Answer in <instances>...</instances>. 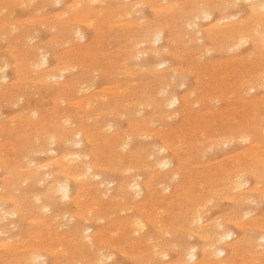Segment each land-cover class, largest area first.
I'll return each instance as SVG.
<instances>
[{
    "label": "rangeland",
    "instance_id": "374dc122",
    "mask_svg": "<svg viewBox=\"0 0 264 264\" xmlns=\"http://www.w3.org/2000/svg\"><path fill=\"white\" fill-rule=\"evenodd\" d=\"M30 1L0 0V264H25L32 253L40 255L38 264H264V0L261 7L254 5L258 0ZM230 25L247 44L230 46L224 36ZM157 30L163 36L155 43ZM44 58L48 65L41 64ZM173 97L179 99L175 106L168 103ZM157 159L170 166L159 167ZM134 180L140 196L128 188ZM64 184L69 199L58 189ZM224 233L231 239H222ZM86 234L93 236V248ZM82 237L84 245L77 241Z\"/></svg>",
    "mask_w": 264,
    "mask_h": 264
},
{
    "label": "bare ground",
    "instance_id": "6f19581e",
    "mask_svg": "<svg viewBox=\"0 0 264 264\" xmlns=\"http://www.w3.org/2000/svg\"><path fill=\"white\" fill-rule=\"evenodd\" d=\"M31 1H32V0H31ZM31 1H30V2H31ZM85 1H86V0H85ZM92 1H94V0H92ZM100 1H101V0H100ZM109 1H110V0H109ZM117 1H118V0H117ZM143 1H145V0H143ZM149 1H150V0H149ZM162 1H165V0H162ZM227 1H228V0H227ZM237 1H238V0H237ZM237 1H236V2H237ZM245 1H246V0H245ZM250 1H251V0H250ZM155 2H156V1H155ZM157 2H158V1H157ZM192 2H193V1H192ZM246 2H247V1H246ZM45 3H46V2H45ZM74 3H75V2H74ZM95 3H96V0H95ZM97 3H98V2H97ZM186 3H187V2H186ZM199 3H200V2H199ZM213 3H214V2H213ZM260 3H262V1H261V0H258L257 2H255L254 5H257V4H260ZM6 4H7V3H6ZM58 4H59V3H58ZM72 4H73V3H72ZM81 4H82V3H80V5H81ZM98 4H99V3H98ZM132 4H133V3H132ZM191 4H192V3H191ZM235 4L237 5V3H235ZM87 5H88V1H87ZM124 5H125V4H124ZM128 5H129V4H128ZM146 5H147V4H146ZM185 5H186V4H185ZM229 5H230V4H229ZM11 6H12V5H11ZM130 6H131V5H130ZM166 6H167V5H166ZM170 6H171V5H170ZM198 6H199V4H198ZM27 7H28V5H27ZM74 7H75V9H76V4L74 5ZM74 7H73V8H74ZM124 7L126 8V6H124ZM132 7H133V6H132ZM150 7H151V6H150ZM158 7H159V6H158ZM163 7H164V6H163ZM182 7H183V6H182ZM255 7H256V6H255ZM260 7H261V4H260ZM263 7H264V6H263V4H262V8H263ZM1 8H2V7H1ZM23 8H24V7H23ZM28 8H29V7H28ZM46 8H47V7H46ZM46 8H45V9H46ZM69 8H70V7H69ZM84 8H85V7H84ZM86 8H87V6H86ZM128 8H129V7H128ZM230 8H231V7H230ZM258 8H259V6H258ZM262 8H260V9H262ZM37 9H38V8H37ZM71 9H72V8H71ZM98 9H99V8H98ZM172 9H173V8H172ZM216 9L219 10V8H216ZM255 9H256V8H255ZM42 10H44V9H42ZM72 10H73V9H72ZM77 10H78V9H77ZM79 10H80V9H79ZM132 10H133V9H132ZM136 10H137V9H136ZM140 10H141V9H140ZM149 10H150V8H149ZM152 10H153V9H152ZM155 10H156V9H155ZM179 10H180V9H179ZM262 10H264V9H262ZM1 11H2V10H1ZM15 11H16V10H15ZM137 11H138V10H137ZM160 11H161V10H160ZM193 11H194V10H193ZM202 11H203V10H202ZM75 12H76V10H75ZM97 12H98V11H97ZM123 12H124V11H123ZM125 12H127V11H125ZM168 12H169V11H168ZM197 12H198V11H197ZM200 12H201V10H200ZM258 12H259V10H258ZM263 12H264V11H263ZM71 13H72V12H71ZM71 13H69V15H70ZM95 13H96V12H95ZM100 13H101V12H100ZM118 13L120 14V11H119ZM130 13H132V12H130ZM133 13H134V12H133ZM138 13H139V12H138ZM179 13H180V12H179ZM193 13H194V12H193ZM204 13H205V12H204ZM204 13H203V14H204ZM65 14H66V11H65ZM88 14H89V13H88ZM125 14H126V13H125ZM203 14H202V16H203ZM56 15H57V14H56ZM61 15H62V14H61ZM91 15H92V14H91ZM95 15H96V14H95ZM95 15H94V16H95ZM192 15H193V14H192ZM192 15H191V16H192ZM194 15H195V14H194ZM260 15H261V14H260ZM67 16H68V15H67ZM73 16H74V15H73ZM112 16H113V15H112ZM210 16H211V15L208 14L207 12H206L205 15H204V17H206V19L209 18ZM228 16H229V15H228ZM255 16H256V15H255ZM49 17H50V15H49ZM59 17H60V16H59ZM89 17H90V16H89ZM106 17H107V16H106ZM118 17H119V16H118ZM120 17H121V16H120ZM127 17H128V16H127ZM258 17H259V16H258ZM61 18H62V17H61ZM87 18H88V16H87ZM124 18H125V16H124ZM193 18H194V17H193ZM235 18H236V17H235ZM235 18H234V19H235ZM256 18H257V17H256ZM256 18H255V19H256ZM259 18H260V17H259ZM74 19H75V18H74ZM113 19H114V17H113ZM120 19H121V18H120ZM227 19H228V18H227ZM30 20H31V19H30ZM56 20L58 21V19H56ZM86 20H87V19H86ZM91 20H92V19H91ZM110 20H111V19H110ZM195 20H196V18H195ZM252 20H253V18H252ZM28 21H29V20H28ZM28 21H27V22H28ZM201 21H202V20H201ZM203 21H204V20H203ZM240 21H241V20H240ZM249 21H250V20H249ZM16 22H17V21H16ZM16 22H15V23H16ZM25 22H26V21H25ZM46 22H47V21H46ZM55 22H56V21H55ZM139 22H140V21H139ZM165 22H166V21H165ZM175 22H176V21H175ZM215 22H218V21H215ZM220 22H221V21H220ZM241 22H242V21H241ZM263 22H264V21H263ZM21 23H22V22H21ZM62 23H64V22H62ZM132 23H133V22H132ZM135 23H136V22H135ZM196 23H197V22H196ZM218 23H219V22H218ZM252 23H253V22H252ZM13 24H14V22H13ZM16 24H17V23H16ZM89 24H91V23H89ZM105 24H106V23H105ZM109 24H111V23H109ZM115 24H116V23H115ZM213 24H214V23H213ZM231 24H232V23H231ZM237 24H238V23H237ZM237 24H235V25H237ZM242 24H243V23H242ZM253 24H254V23H253ZM256 24H258V23H256ZM256 24H255V25H256ZM14 25H15V24H14ZM61 25H63V24H61ZM69 25H70V24H69ZM99 25H100V24H99ZM101 25H102V24H101ZM111 25H112V24H111ZM166 25H167V24H166ZM194 25H196V24H194ZM220 25H221V24H220ZM251 25H252V24H251ZM259 25H260V24H259ZM20 26H21V25H20ZM44 26H45V25H44ZM49 26H50V25H49ZM59 26H60V25H59ZM71 26H72V24H71ZM97 26H98V24H97ZM107 26H108V25H107ZM122 26H123V25H122ZM167 26H168V25H167ZM230 26H231V25H230ZM232 26H233V25H232ZM232 26H231V27H232ZM238 26L243 27V26H241L240 24H239ZM245 26H246V24H245ZM260 26H261V25H260ZM42 27H43V26H42ZM86 27H87V26H86ZM130 27H131V26H130ZM187 27H188V26H187ZM231 27L228 26V28L226 29V32H225L226 34H224V36L227 35V36H229V37L231 38L230 40L232 41V43H231V45H230V44H229V45H230L231 47L236 48L237 46L239 47V45H241V44H242V45L247 44V43H246V42L248 41L247 38H246L245 36H244L245 38L242 37L241 34L238 33V32L235 30L236 28L233 29V27H235V26H233L232 28H231ZM236 27H237V26H236ZM258 27H259V26H258ZM13 28H14V27H13ZM133 28H134V27H133ZM149 28L151 29V27H149ZM149 28H148V29H149ZM170 28H171V27H170ZM189 28H190V27H189ZM194 28H195V27H194ZM238 28H239V27H238ZM249 28H250V27H249ZM2 29H3V28H2ZM57 29H58V28H57ZM77 29H78V28H77ZM153 29H154V27H153ZM155 29H157V28H155ZM184 29H185V28H184ZM242 29H243V28H242ZM7 30H8V29H7ZM10 30H11V29H10ZM13 30H14V29H13ZM191 30H192V29H191ZM191 30H190V31H191ZM247 30H248V29H247ZM254 30H255V29H254ZM2 31H3V30H2ZM103 31H104V30H103ZM110 31H111V30H110ZM190 31H189V32H190ZM261 31H262V30H261ZM4 32H5V31H4ZM6 32H7V31H6ZM16 32H17V31H16ZM49 32H50V31H49ZM7 33H8V32H7ZM11 33H12V32H11ZM11 33H10V34H11ZM31 33H32V32H31ZM39 33H40V32H39ZM101 33H102V32H101ZM193 33H194V31H193ZM207 33H208V32H207ZM237 33H238V34H237ZM245 33H246V32H245ZM249 33H250V32H249ZM253 33H254V32H253ZM255 33H256V32H255ZM75 34H77L76 36H80V37H81V34H82V33H81L80 31L77 30V31H75ZM175 34H176V33H175ZM177 34H178V33H177ZM236 34H237V35H236ZM242 34H243V33H242ZM247 34H248V33H247ZM235 35H236V36H235ZM256 35H257V33H256ZM260 35H261V34H260ZM148 36L150 37V35H148V33H144V37H148ZM154 36L157 37V38L154 39V42L156 43V41L158 40V38H160V37L163 36V34H162V30H157V31L155 32V35H154ZM183 36H184V35H183ZM186 36H187V35H186ZM239 36H240V37H239ZM249 36H250V35H249ZM1 37H2V36H1ZM7 37H8V35H7ZM28 37H29V36H28ZM82 37L84 38V36H82ZM255 37H256V36H255ZM75 38H76V37H75ZM109 38H110V37H109ZM150 38H152V37H150ZM257 38H258L257 40H259V37H257ZM260 38H261V37H260ZM22 39H23V38H22ZM26 39H27V38H26ZM28 39H29V38H28ZM36 39H37V38H36ZM99 39H100V38H99ZM106 39H107V38H106ZM146 39H147V38H146ZM181 39H182V38H181ZM79 40H81V39H79ZM140 40H141V39H140ZM148 40H149V39H148ZM188 40H189V39H188ZM195 40H196V39H195ZM200 40H201V39H200ZM211 40H212V39H211ZM227 40H228V39H227ZM249 40H250V38H249ZM262 40H263V39H262ZM33 41H34V40H33ZM76 41H78V40H76ZM149 41H150V40H149ZM152 41H153V40H152ZM176 41H177V40H176ZM250 41H251V40H250ZM254 41H255V40H254ZM254 41H253V42H254ZM260 41H261V40H260ZM263 41H264V40H263ZM26 42H28V41H26ZM142 42H144L143 44H145V43H147L148 41H147V40H145V41L142 40ZM142 42H141V43H142ZM201 42H202V41H201ZM216 42H217V41H216ZM225 42H226V41H225ZM227 42H228V41H227ZM256 42H257V41H256ZM28 43H29V42H28ZM62 43H63V42H62ZM139 43H140V42H139ZM155 43H154V44H155ZM173 43H174V42H173ZM178 43H179V42H178ZM63 44H64V43H63ZM66 44H67V43H66ZM49 45H50V44H49ZM133 45H134V44H133ZM171 45H172V43H171ZM30 46H31V45H30ZM51 46H52V45H51ZM78 46H79V45H78ZM91 46H92V45H91ZM138 46H139V45H138ZM150 46H151V45H150ZM154 46H155V45H154ZM22 47H23V46H22ZM126 47H127V46H126ZM238 47H237V48H238ZM54 48H56V47L54 46ZM78 48H79V47H78ZM82 48H83V47H82ZM138 48H139V47H138ZM183 48H184V47H183ZM208 48H209V47H207V49H208ZM261 48H262V47H261ZM263 48H264V47H263ZM57 49H58V48H57ZM146 49H147V48H146ZM196 49H197V48H196ZM212 49H213V48H212ZM255 49H257V48H255ZM258 49H259V48H258ZM41 50H42V49H41ZM74 50H75V49H74ZM158 50H159V49H158ZM233 50H234V49H233ZM261 50H262V49H261ZM137 51H138V50H137ZM206 51H207V50H206ZM212 51H213V50H212ZM217 51H219V50L217 49ZM257 51H258V50H257ZM19 52H20V51H19ZM144 52H145V51H144ZM207 52H208V51H207ZM209 52H210V51H209ZM222 52H223V51H222ZM227 52H228V51H227ZM107 53H108V52H107ZM151 53H152V52H151ZM153 53H154V52H153ZM161 53H162V52H161ZM172 53H173V51H172ZM42 54H43V53H42ZM81 54H82V53H81ZM132 54H133V53H132ZM136 54H137V53H136ZM136 54H133V55L136 56ZM248 54H249V53H248ZM8 55H9V54H8ZM172 55H173V54H172ZM176 55H177V54H176ZM204 55H205V53H204ZM208 55H209V54H208ZM40 56H41V55H40ZM43 56H44V55H43ZM201 56H202V55H201ZM242 56H243V55H242ZM246 56H248V55H246ZM41 57H42V56H41ZM41 57H40V59H43V58H41ZM99 57H100V56H99ZM132 57H133V56H132ZM132 57H131V59H132ZM141 57H142V56H141ZM198 57H199V56H198ZM254 57H255V56H254ZM257 57H258V56H257ZM19 58H20V57H19ZM57 58H58V57H57ZM61 58H62V57H61ZM108 58H109V57H108ZM177 58H178V57H177ZM207 58H208V56H207ZM244 58H245V57H244ZM251 58H252V57H251ZM251 58H250V59H251ZM261 58H262V57H261ZM0 59H1V58H0ZM232 59H233V58H232ZM126 60H127V59H126ZM128 60H129V59H128ZM133 60H134V59H133ZM196 60H197V59H196ZM199 60H200V59H199ZM206 60H207V59H206ZM241 60H242V59H241ZM247 60H248V59H247ZM263 60H264V59H263ZM31 61H32V60H31ZM41 61H42V63H41L42 65H48V63H47L48 60H46L45 58H44V60H41ZM59 61H60V60H59ZM161 61H162V60H161ZM103 62H104V61H103ZM125 62H126V61H125ZM201 62H202V60H201ZM207 62H208V61H207ZM225 62H226V61H225ZM261 62H262V61H261ZM31 63H32V62H31ZM25 64H26V63H25ZM27 64H28V63H27ZM33 64H34V62H33ZM55 64H56V63H55ZM73 64H74V63H73ZM75 64H76V63H75ZM122 64H123V63H122ZM124 64H125V63H124ZM6 65H7V64H6ZM20 65H21V64H20ZM22 65H23V64H22ZM29 65H32V64H29ZM34 65H36V64H34ZM59 65H60V64H59ZM62 65H63V64H62ZM70 65H72V64H70ZM79 65H80V64H79ZM107 65H108V64H107ZM117 65H118V64H117ZM161 65H163V64H161ZM161 65H159V66H161ZM164 65H165V64H164ZM166 65H167V64H166ZM37 66H38V65H37ZM37 66H36V67H37ZM63 66H64V65H63ZM73 66H74V65H73ZM209 66H210V65H209ZM239 66H240V65H239ZM243 66H244V65H243ZM33 67H34V66H33ZM38 67H39V66H38ZM60 67H61V66H60ZM161 67H162V66H161ZM228 67L230 68V65H229ZM262 67H263V66H262ZM7 68H8V67H7ZM39 68H40V67H39ZM39 68H36V69H39ZM47 68H48V67H47ZM47 68H46V69H47ZM53 68H54V67H53ZM63 68H66V67H63ZM103 68H104V67H103ZM256 68H257V67H256ZM3 69H4V68H3ZM20 69H21V68H20ZM22 69H23V68H22ZM34 69H35V68H34ZM43 69H44V68H43ZM43 69H41V70H43ZM46 69H45V70H46ZM133 69H134V68H133ZM137 69H138V68H137ZM152 69H153V68H152ZM159 69H160V67H159ZM171 69H172V68H171ZM181 69H182V68H181ZM234 69H235V68H234ZM5 70H6V68H5ZM32 70H33V69H32ZM51 70H52V69H51ZM53 70H54V69H53ZM97 70H98V69H97ZM123 70H124V69H123ZM148 70H149V69H148ZM165 70H166V69H165ZM192 70H194V69H192ZM198 70H199V69H198ZM201 70H203V69H201ZM258 70H259V69H258ZM57 71H58V69H57ZM70 71H71V70H70ZM146 71H147V70H146ZM157 71H158V70H157ZM170 71H171V70H170ZM246 71H247V70H246ZM16 72H17V71H16ZM33 72H34V70H33ZM36 72H37V71H36ZM94 72H95V71H94ZM175 72H176V71H175ZM197 72H198V71H196V73H197ZM57 73H58V72H57ZM64 73H65V72H64ZM102 73H103V72H102ZM106 73H108V72H106ZM110 73H111V72H110ZM123 73H124V72H123ZM128 73H129V72H128ZM128 73H127V74H128ZM179 73H180V71H179ZM182 73H183V72H182ZM190 73H191V72H190ZM95 74H96V73H95ZM114 74H115V73H114ZM172 74H173V73H172ZM19 75H20V74H19ZM32 75H33V74H32ZM48 75H49V74H48ZM48 75H46V76L49 77ZM55 75H56V74H55ZM55 75H54V76H55ZM59 75H60V74H59ZM129 75H130V74H129ZM155 75H156V74H155ZM202 75H203V74H202ZM227 75H228V74H227ZM227 75H226V76H227ZM250 75H251V74H250ZM261 75H262V74H261ZM90 76H91V75H90ZM95 76H96V75H95ZM122 76H123V75H122ZM132 76H133V75H132ZM158 76H159V75H158ZM220 76H222V75H220ZM248 76H249V75H248ZM47 77H46V78H47ZM91 77H92V76H91ZM108 77H109V76H108ZM129 77H131V76H129ZM161 77H162V76H161ZM172 77H173V76H172ZM202 77H203V76H202ZM222 77H223V76H222ZM232 77H233V76H232ZM262 77H263V76H262ZM0 78H2V77H0ZM6 78H7V77H6ZM51 78L53 79L54 77H51ZM89 78H90V77H89ZM92 78H93V77H92ZM165 78H166V77H165ZM165 78H164V79H165ZM175 78H176V77H175ZM242 78H243V77H242ZM246 78H247V77H246ZM36 79H37V78H36ZM40 79H41V78H40ZM57 79H58V78H57ZM59 79H60V78H59ZM166 79H167V78H166ZM178 79H179V78H178ZM217 79H218V78H217ZM263 79H264V78H263ZM0 80H1V79H0ZM200 80H201V79H200ZM245 80H246V79H245ZM245 80H244V81H245ZM248 80H249V79H248ZM159 81H161V78H160ZM183 81H184V80H183ZM48 82H49V81H48ZM131 82H132V80H131ZM165 82H166V80H165ZM173 82H174V81H173ZM18 83H19V82H18ZM68 83H69V82H68ZM133 83H134V82H133ZM141 83H142V82H141ZM169 83H171V82H169ZM181 83L183 84L184 82H181ZM237 83H238V82H237ZM31 84H32V83H31ZM56 84H57V83H56ZM90 84H91V83H90ZM130 84H131V83H130ZM160 84H161V83H160ZM162 84H163V83H162ZM178 84H179V83H177V85H178ZM247 84H248V83H247ZM249 84H250V83H249ZM260 84H261V83H260ZM262 84H263V83H262ZM45 85H46V84H45ZM78 85H79V84H78ZM80 85H81V83H80ZM83 85H84V84H83ZM128 85H129V84H128ZM128 85H127V86H128ZM132 85H133V84H132ZM138 85H139V84H138ZM152 85H153V83H152ZM251 85H252V84H251ZM254 85H255V84H254ZM36 86H37V85H36ZM118 86H119V85H118ZM118 86H117V87H118ZM133 86H134V85H133ZM136 86H137V85H136ZM159 86H160V85H159ZM240 86H241V85H240ZM24 87H25V86H24ZM34 87H35V86H34ZM38 87H39V86H38ZM107 87H108V86H107ZM138 87H139V86H138ZM152 87H153V86H152ZM165 87H166V86H165ZM233 87H234V85H233ZM249 87H250V86H249ZM252 87H253V86H252ZM254 87H255V86H254ZM32 88H33V87H32ZM78 88H79V87H78ZM81 88H82V87H81ZM92 88H93V87H92ZM126 88H127V87H126ZM129 88H130V87H129ZM136 88H137V87H136ZM146 88H147V87H146ZM157 88H158V86H157ZM175 88H176V87H175ZM235 88H236V87H235ZM245 88H246V87H245ZM259 88H260V86H259ZM73 89H74V88H73ZM124 89H125V88H124ZM131 89H132V88H131ZM159 89H160V88H159ZM196 89H197V88H196ZM201 89H202V88H201ZM252 89H253V88H250V91H251ZM83 90H84V89H83ZM120 90H121V89H120ZM125 90H126V89H125ZM160 90H161V89H160ZM160 90H159V91H160ZM52 91H53V90H52ZM92 91H93V90H92ZM100 91H101V90H100ZM116 91H117V90H116ZM122 91H123V90H122ZM139 91H140V90H139ZM164 91H165V90H164ZM245 91H246V90H245ZM252 91H254V90H252ZM33 92H34V91H33ZM33 92H32V93H33ZM75 92H77V91H75ZM80 92H81V91H80ZM86 92H87V91H86ZM154 92H155V91H154ZM154 92H153V94H154ZM236 92H237V91H236ZM246 92H247V91H246ZM82 93H84V92L82 91ZM99 93H100V92H99ZM115 93H116V92H115ZM162 93H163V92H162ZM165 93H166V92H165ZM170 93H172V92H170ZM34 94H35V93H34ZM127 94H128V93H127ZM159 94H161V93H159ZM159 94H158V96H160ZM172 94H173V93H172ZM204 94H205V93H204ZM233 94H234V92H233ZM242 94H243V93H242ZM1 95H2V94H1ZM23 95H24V94H23ZM32 95H33V94H32ZM49 95H50V94H49ZM132 95H133V94H132ZM189 95H190V94H189ZM191 95H192V94H191ZM191 95H190V96H191ZM7 96H8V95H7ZM110 96H111V95H110ZM125 96H126V95H125ZM125 96H124V97H125ZM170 96H171V94H170ZM197 96H198V95H197ZM226 96H227V95H226ZM229 96H230V95H229ZM246 96H247V94H246ZM104 97H105V96H104ZM171 97H172V96H171ZM185 97H186V96H185ZM187 97H188V96H187ZM125 98H126V97H125ZM202 98H203V97H202ZM210 98H211V97H210ZM19 99H21V98H19ZM105 99H106V98H105ZM105 99H104V100H105ZM119 99H120V98H119ZM208 99H209V98H208ZM224 99H225V98H224ZM240 99H241V98H240ZM261 99H262V98H261ZM16 100H17V99H16ZM90 100H91V99H90ZM90 100H89V101H90ZM123 100H124V99H123ZM192 100H194V99H192ZM202 100H203V99H202ZM229 100H230V99H229ZM229 100H228V101H229ZM245 100H246V99H245ZM32 101H33V100H32ZM32 101H31V102H32ZM78 101H79V100H78ZM83 101H84V100H83ZM102 101H103V100H102ZM157 101H158V100H157ZM182 101H183V100H182ZM190 101H191V100H190ZM212 101H213V100H212ZM237 101H238V100H237ZM260 101H261V100H260ZM5 102H6V101H5ZM36 102H37V101H36ZM58 102H59V101H58ZM187 102L189 103V101H187ZM207 102H208V101H207ZM210 102H211V101H210ZM221 102H222V101H221ZM245 102H246V101H245ZM248 102H249V101H248ZM252 102H253V101H251V103H252ZM15 103H16V102H15ZM116 103H117V102H116ZM164 103H165V102H164ZM168 103H169V105H172V106H173L175 103H179V99L176 98V97H173V98L170 99V101H168ZM217 103H218V102H217ZM253 103H254V102H253ZM253 103H252V104H253ZM257 103H259V102L257 101L255 105H257ZM117 104H118V103H117ZM160 104H161V103H160ZM210 104H211V103H210ZM238 104H239V103H238ZM259 104H260V103H259ZM259 104H258V105H259ZM189 105H190V103H189ZM208 105H209V104H208ZM242 105H243V104H242ZM12 106H13V105H12ZM117 106H118V105H117ZM174 106H175V105H174ZM252 106H253V105H252ZM17 107H18V106H17ZM83 107H84V106H83ZM167 107H168V106H167ZM117 108H118V107H117ZM148 108H149V107H148ZM154 108H155V107H154ZM171 108H172V107H171ZM214 108H215V107H214ZM214 108H213V109H214ZM230 108H231V107H230ZM240 108H241V107H240ZM252 108L255 109L256 107H255V108L252 107ZM13 109H14V108H13ZM144 109H145V108H144ZM155 109H156V108H155ZM166 109H167V108H166ZM209 109H210V108H209ZM122 110H123V109H122ZM138 110H139V109H138ZM241 110H242V109H241ZM241 110H240V111H241ZM257 110H258V109H257ZM259 110H260V109H259ZM32 111H33V110H32ZM38 111H39V110H38ZM116 111H118V110H116ZM163 111H164V110H163ZM177 111H178V110H177ZM224 111H225V110H224ZM123 112H124V111H123ZM135 112H136V111H135ZM210 112H211V111H210ZM210 112H209V114H210ZM220 112H221V111H220ZM233 112H235V111H233ZM167 113H168V112H167ZM211 113H212V112H211ZM253 113H254V112H253ZM255 113H256V112H255ZM17 114H18V113H17ZM123 114H124V113H123ZM125 114H126V112H125ZM138 114H139V113H138ZM140 114H141V113H140ZM2 115H3V114H2ZM97 115H98V114H97ZM105 115H106V114H105ZM175 115H176V113H175ZM195 115H196V114H195ZM211 115H212V114H211ZM219 115H220V114H219ZM242 115H244V114H242ZM253 115H255V114H253ZM166 116H167V115H166ZM4 117H5V116H4ZM30 117H31V116H30ZM121 117H122V116H121ZM246 117H247V116H246ZM66 118H67V117H66ZM93 118H94V117H93ZM119 118H120V117H119ZM149 118H150V117H149ZM171 118H172V117H171ZM42 119H43V118H42ZM89 119H90V118H89ZM95 119H96V118H95ZM239 119H240V118H239ZM70 120H71V119H70ZM154 120H155V118H154ZM190 120H191V119H190ZM10 121H11V120H10ZM40 121H41V120H40ZM49 121H50V120H49ZM90 122H92V120H90ZM138 122H139V121H138ZM149 122H150V121H149ZM157 122H159V121H157ZM48 123H49V122H48ZM230 123H231V122H230ZM262 123H264V122H262ZM155 124H157V123H155ZM155 124H154V125H155ZM26 125H27V124H26ZM63 125H64V124H63ZM65 125H66V124H65ZM73 125H74V124H73ZM114 125H115V124H114ZM158 125H159V124H158ZM158 125H157V126H158ZM193 125H195V124H193ZM5 126H6V125H5ZM81 126H82V125H81ZM135 126H136V125H135ZM139 126H140V125H139ZM145 126H146V125H145ZM149 126H150V125H149ZM64 127H65V126H64ZM158 127H159V126H158ZM262 127H263V126H262ZM53 128H54V127H53ZM114 128H115V127H114ZM144 128H145V127H144ZM188 128H189V127H188ZM260 128H261V127H260ZM58 130H59V129H58ZM78 130H79V129H78ZM109 130H110V129H109ZM188 130H189V129H188ZM153 131H154V130H153ZM159 131H160V130H159ZM205 131H207V130H205ZM213 131H214V130H213ZM73 132H74V131H73ZM81 132H82V131H81ZM103 132H104V131H103ZM143 132H144V131H143ZM164 132H165V131H164ZM167 132H168V131H167ZM181 132H182V131H181ZM200 132H202V131H200ZM99 133H100V132H99ZM211 133H212V132H211ZM81 134H82V133H79V132L77 131V133H76V132L74 133V136L80 138V137H81ZM87 134H88V133H87ZM97 134H98V133H97ZM112 134H113V133H112ZM160 134H161V133H160ZM201 134H202V133H201ZM259 134H260V133H259ZM263 134H264V133H263ZM41 135H42V134H41ZM130 135H131V134H130ZM143 135H144V134H143ZM261 135H262V132H261ZM82 136H83V135H82ZM132 136H133V135H132ZM134 136H135V135H134ZM144 136H145V135H144ZM153 136H154V135H153ZM158 136H159V135H158ZM186 136H187V135H186ZM200 136H201V135H200ZM248 136H249V135H248ZM263 136H264V135H263ZM47 137H48V136H46V138H47ZM51 137H52V136H51ZM66 137H68L67 134H66ZM129 137H130V136H129ZM149 137H150V136H149ZM154 137H155V136H154ZM70 138H71V137H70ZM109 138H110V137H109ZM109 138H107V139H109ZM138 138H139V137H138ZM140 138H141V137H140ZM199 138H200V137H199ZM235 138H237V137H235ZM249 138H250V137H249ZM52 139H53V138H52ZM148 139H149V138H148ZM151 139H152V138H151ZM191 139H192V138H191ZM223 139H224V137H223ZM253 139H254V138H253ZM35 140H36V139H35ZM38 140H39V138H38ZM50 140H51V139H50ZM75 140H76V139H75ZM125 140H127V139H125ZM178 140H179V139H178ZM218 140H219V139H218ZM218 140H217V141H218ZM241 140H242V139H241ZM241 140H240V141H241ZM71 141H72V140H71ZM76 141H77V140H76ZM76 141H75V143H76ZM107 141H108V143H112V140H111V139H109V140H107ZM143 141H144V140H143ZM217 141H216V142H217ZM236 141H237V140H236ZM123 142H124V141H123ZM141 142H142V141H141ZM54 143H55V142H54ZM54 143H53V144H54ZM178 143H179V142H178ZM197 143H198V142H197ZM208 143H209V142H208ZM221 143H222V141H221ZM221 143H220V144H221ZM231 143H232V142H231ZM242 143H243V142H242ZM79 144H80V143H79ZM122 144H123V143H122ZM122 144H121V146H124V145H122ZM127 144H128V143H127ZM129 144H130V143H129ZM225 144H226V143H225ZM73 145H75V144L73 143ZM109 145H111V144H109ZM116 145H117V144H116ZM125 145H126V144H125ZM172 145H173V144H172ZM180 145L182 146V144H180ZM206 145H207V144H206ZM50 146L52 147V144H51ZM71 146H72V145H71ZM76 146H77V145H76ZM81 146H82V145H81ZM118 146H119V145H118ZM121 146H120V147H121ZM178 146H179V145H178ZM204 146H205V145H204ZM223 146H224V145H223ZM37 147H38V146H37ZM73 147H74V146H73ZM77 147H78V146H77ZM125 147H126V146H125ZM216 147H217V146H216ZM255 147H256V146H255ZM257 147H258V146H257ZM153 148H154V147H153ZM170 148H171V147H170ZM170 148H169V149H170ZM180 148H181V147H180ZM208 148H209V147H208ZM208 148H207V149H208ZM36 149H37V148H36ZM49 149H50V148H49ZM125 149H126V148H125ZM47 150H48V149H47ZM79 150H80V149H79ZM123 150H124V149H123ZM208 150H209V149H208ZM208 150H207V151H208ZM210 150H211V149H210ZM210 150H209V151H210ZM214 150H215V149H214ZM144 151H145V150H144ZM149 151H150V150H149ZM175 151H176V150H175ZM202 151L204 152V150H202ZM251 151H252V150H251ZM258 151H259V150H258ZM28 152H29V151H28ZM41 152H42V151H41ZM41 152H40V153H41ZM97 152H98V151H97ZM140 152H142V151H140ZM164 152H165V151H164ZM164 152H163V153H164ZM177 152H178V151H177ZM179 152H180V151H179ZM182 152H183V151H182ZM203 152H202V153H203ZM244 152H245V151H244ZM32 153H33V152H32ZM46 153H47V152H46ZM52 153H54V152H52ZM52 153H51V154H52ZM114 153H115V152H114ZM148 153H149V152H148ZM158 153H159V152H158ZM193 153H194V152H193ZM209 153H210V152H209ZM18 154H19V153H18ZM28 154H29V153H28ZM47 154H50V153H47ZM55 154H56V153H55ZM70 154H71V153H70ZM91 154H92V153H91ZM179 154H180V153H179ZM182 154H183V153H182ZM263 154H264V153H263ZM26 155H27V154H26ZM32 155H33V154H32ZM37 155H38V154H37ZM74 155H75V154H74ZM74 155H73V157L77 156V155H75V156H74ZM160 155H161V154H160ZM202 155H203V154H202ZM232 155H233V154H232ZM235 155H236V154H235ZM243 155H244V154H243ZM261 155H262V154H261ZM0 156H1V155H0ZM27 156H28V155H27ZM30 156H31V155H30ZM35 156H36V155H35ZM65 156H66V155H65ZM68 156H69V155H68ZM68 156H66V157H68ZM150 156H151V155H150ZM154 156H155V155H154ZM158 156H159V155H158ZM158 156H157V157H158ZM187 156H188V155H187ZM259 156H260V155H259ZM25 157H26V156H25ZM63 157H64V155H63ZM66 157H65V158H66ZM71 157H72V156H71ZM73 157H72V159L69 157V160H68L67 158H66V159H67L68 161H70V159H71V160L74 159ZM124 157H125V156H124ZM181 157H182V156H181ZM190 157H191V156H190ZM262 157H263V156H262ZM26 158H27V157H26ZM65 158H64V159H65ZM78 158L80 159V157H78ZM143 158H144V156H143ZM259 158H260V157H259ZM27 159H28V158H27ZM30 159H31V158H30ZM62 159H63V158H62ZM64 159H63L62 161H64ZM75 159H76V157H75ZM75 159H74V161H76ZM79 159H78V160H79ZM236 159H237V158H236ZM25 160H26V159H25ZM144 160H145V159H144ZM165 160H166V159H165ZM250 160H251V159H250ZM255 160H256V159H255ZM4 161H5V159H4ZM106 161H107V160H106ZM119 161H120V160H119ZM137 161H138V160H137ZM245 161H246V160H245ZM33 162H34V161H33ZM65 162H66V160H65ZM65 162H64V163H65ZM260 162H261V161H260ZM29 163H32V162L30 161ZM68 163H69V162H68ZM68 163H67V165H68ZM70 163H73V162H70ZM90 163H91V162H90ZM170 163H171V162H170ZM170 163H169L167 160H166V161H160L159 159H157V161H156V165H158L159 167H161V168H163V169H164V168H168V167L170 166ZM239 163H240V162H239ZM239 163H238V164H239ZM25 164H26V163H25ZM25 164H24V165H25ZM45 164H46V163H45ZM45 164H44V165H45ZM210 164H211V163H210ZM225 164H227V163H225ZM32 165H33V164H32ZM70 165H71V164H70ZM78 165H79V164H78ZM78 165H77V166H78ZM87 165H88V164H87ZM36 166H37V165H36ZM41 166H42V165H41ZM65 166H66V165H65ZM65 166H63V167H65ZM91 166H92V165H91ZM99 166H100V165H99ZM210 166H211V165H210ZM37 167H38V166H37ZM34 168H35V166H34ZM40 168H41V167H40ZM68 168H70V169H68ZM74 168H75V169H73V168L71 169V167H66V168H63V169L66 170V171H67V170H71V171H72V174H74V173L77 172V170H78L77 167H74ZM129 168H130V167H129ZM146 168H147V167H146ZM11 169H12V168H11ZM32 169H33V168H32ZM84 169H85V168H83V170H82L83 173H84V171L86 170V169H85V170H84ZM106 169H107V168H106ZM110 169H111V168H110ZM114 169H115V168H114ZM126 169H128V167H127ZM135 169H136V168H135ZM154 169H155V168H154ZM163 169H161V170H163ZM245 169H246V168H245ZM19 170H20V169H19ZM87 170H91V169L89 168V169H87ZM111 170H112V169H111ZM151 170H152V169H151ZM237 170H239V169H237ZM80 171H81V170H80ZM135 171H136V170H135ZM239 171H240V170H239ZM256 171H257V170H256ZM10 172H11V171H10ZM82 172H81V174H83ZM131 172L133 173V171H131ZM245 172H246V171H245ZM49 173H50V172H49ZM52 173H53V172H52ZM52 173L50 174V176H53ZM54 173H55V176H56L57 173H56V172H54ZM86 173H87V172H86ZM109 173H110V172H109ZM233 173H234V172H233ZM78 174H80L79 171H78ZM78 174H76V175H78ZM91 174H92V173H91ZM125 174H126V173H125ZM134 174H135V173H134ZM201 174H202V173H201ZM259 174H260V173H259ZM259 174H258V175H259ZM89 175H90V174H89ZM89 175H88V176H89ZM173 175H174V174H173ZM219 175H220V174H219ZM234 175H235V174H234ZM242 175H243V174H242ZM256 175H257V174H256ZM261 175H262V173H261ZM37 176H38V175H37ZM63 176H64V175H63ZM73 176H74V175H73ZM79 176H80V178L82 177L81 175H79ZM86 176H87V175H86ZM86 176L84 175L83 177L85 178ZM96 176H97V175H96ZM96 176H94V178H95ZM235 176H236V175H235ZM259 176H260V175H259ZM39 177H40V176H39ZM44 177H45V176H44ZM44 177H43V178H44ZM77 177H78V176H77ZM77 177H76V178H77ZM98 177H100V176H98ZM136 177H137V176H136ZM157 177H158V176H157ZM173 177H174V176H173ZM243 177H244V176H243ZM28 178H29V177H25L24 180L26 181V180H28ZM68 178H69V177H68ZM72 178H73V177H72ZM78 178H79V177H78ZM88 178H89V177H88ZM88 178H87V179H88ZM131 178H135V176H134V177L131 176ZM138 178H139V177H138ZM257 178H258V177H257ZM32 179L34 180L35 178L33 177ZM56 179H57V178H56ZM58 179H59V178H58ZM74 179H75V178H74ZM87 179H86V180H87ZM98 179H99V178H98ZM24 180H23V181H24ZM38 180H39V179H38ZM38 180H37V181H38ZM65 180H66V179H65ZM76 180H77L78 182H82V179H81V180L76 179ZM259 180H260V178H259ZM40 181H41V180H40ZM47 181H48V180H47ZM73 181H74V180H73ZM196 181H197V180H196ZM201 181H202V180H201ZM235 181H238V180H235ZM12 182H13V181H12ZM35 182H36V181H35ZM41 182H42V181H41ZM66 182H67V181H66ZM75 182H76V181H75ZM99 182H100V181H99ZM107 182H108V181H107ZM107 182H106V183H107ZM231 182H232V181H231ZM242 182H243V181H242ZM242 182H241V184H242ZM62 183H63V182H62ZM67 183H68V182H67ZM109 183H110V182H109ZM113 183H114V182H113ZM11 184H12V183H11ZM11 184H10V185H11ZM22 184H23V183H22ZM34 184H35V183H34ZM47 184H48V183H47ZM84 184H85V183H84ZM100 184H103V181L100 182L99 185H100ZM153 184H154V183H153ZM235 184H237L238 187L241 185L239 182H238V183L236 182ZM246 184H247V183H246ZM16 185H17V184H16ZM59 185H60V184H59ZM64 185H65V184H64ZM96 185H97V184H96ZM110 185H111V184H110ZM122 185H123V184H122ZM196 185H197V184H196ZM205 185H206V184H205ZM247 185H248V184H247ZM6 186H7V188L9 189L8 184H6ZM12 186H13V185H12ZM25 186H26V185H25ZM128 186H129L128 188H131L132 190H135V194H136V196H140V195L143 194V192H142V188H141V184H140L137 180H134V181H133L131 184H129ZM158 186H159V185H158ZM158 186H157V187H158ZM255 186H258V185H255ZM10 187H11V186H10ZM29 187H30V186H29ZM40 187H41V186H40ZM160 187H161V185H160ZM244 187H245V186H244ZM4 188H6V187H4ZM7 188H6V189H7ZM12 188H13V187H12ZM20 188H21V187H20ZM42 188H43V187H42ZM146 188H147V187H146ZM168 188H169V187H168ZM168 188H167V189H168ZM198 188H200V187H198ZM225 188H226V187H225ZM240 188H241V187H240ZM1 189H2V188H1ZM6 189H4V190H6ZM58 189H61L60 191L62 192V197H63V198H68V197L70 196V195H69L70 192H69V190H68L67 185H65V186L62 185L61 188L59 187ZM71 189H72V188H71ZM122 189H123V188H122ZM126 189H127V188H126ZM161 189H162V188H161ZM228 189H229V188H228ZM238 189H239V188H238ZM2 190H3V189H2ZM94 190H95V189H94ZM103 190H104V189H103ZM124 190H125V189H124ZM124 190H123V191H124ZM195 190H196V189H195ZM221 190H222V189H221ZM260 190H261V189H260ZM53 191H54V190H53ZM84 191H85V190H84ZM91 191H92V190H91ZM97 191H98V190H97ZM106 191H107V190H106ZM110 191H111V190H110ZM125 191H126V190H125ZM125 191H124V192H125ZM160 191H161V190H160ZM164 191H166V190H164ZM263 191H264V189H263ZM14 192H15V190H14ZM132 192H133V191H132ZM221 192H222V191H221ZM233 192H234V191H233ZM233 192H232V193H233ZM248 192H249V191H248ZM6 193H8V192H5V194H6ZM40 193H41V192H40ZM57 193H58V192H57ZM107 193H108V192H107ZM107 193H106V194H107ZM214 193H215V192H214ZM254 193H256V192H254ZM37 194H38V193H37ZM59 194H60V192H59ZM81 194H82V193H81ZM97 194H98V193H97ZM101 194H104V193H101ZM128 194H129V193H128ZM215 194H216V193H215ZM252 194H253V193H252ZM260 194H261V193H260ZM122 195H123V194H122ZM177 195H178V194H177ZM196 195H197V194H196ZM6 196H8V195H6ZM39 196H40V195H39ZM103 196H104V195H103ZM132 196H133V194H132ZM134 196H135V195H134ZM234 196H235V195H234ZM242 196H243V195H242ZM24 197H25V196H24ZM41 197H42V196H40V198H41ZM48 197H51V196H48ZM101 197H102V195H101ZM104 197H105V196H104ZM123 197H124V196H123ZM217 197H218V196H217ZM240 197H241V196H240ZM3 198H4V196H3ZM5 198H6V197H5ZM5 198H4V199H5ZM113 198H114V197H113ZM121 198H122V197H121ZM135 198H137V197H135ZM151 198H152V197H151ZM200 198H201V197H200ZM205 198H206V197H205ZM249 198H251V197H249ZM0 199H1V201H3L1 197H0ZM8 199H9V196H8L7 200H8ZM13 199H15V198L13 197ZM32 199H33V198H32ZM37 199L39 200V198H37ZM51 199H52V198H51ZM54 199H55V198H53V200H54ZM68 199H69V198H68ZM77 199H78V198H77ZM80 199H81V198H80ZM129 199H130V198H129ZM171 199H172V198H171ZM201 199H202V198H201ZM201 199H200V200H201ZM232 199H233V198H232ZM234 199H235V198H234ZM241 199H242V198H241ZM11 200H12V199H11ZM30 200H31V199H30ZM61 200H62V199H61ZM113 200H115V199H113ZM124 200H125V199H124ZM134 200H135V199H134ZM212 200H213V199H212ZM236 200H237V199H236ZM242 200H243V199H242ZM263 200H264V199H263ZM40 201H41V200H39V202H40ZM46 201H47V200H46ZM66 201H67V200H66ZM80 201H81V200H80ZM132 201H133V200H132ZM169 201H170V200H169ZM215 201H216V200H215ZM12 202H13V201H12ZM27 202H28V201H27ZM67 202H68V201H67ZM81 202H82V201H81ZM160 202H161V201H160ZM219 202H220V201H219ZM53 203H55V202H53ZM56 203H57V202H56ZM87 203H88V202H87ZM87 203H86V204H87ZM130 203H131V201H130ZM164 203H165V202H164ZM202 203H203V202H202ZM208 203H209V202H208ZM204 204H205V203H204ZM210 204H211V203H210ZM254 204H255V202H254ZM3 205H4V202H3ZM38 205H39V204H38ZM41 205H42V204H41ZM57 205H58V204H57ZM61 205H62V203H61ZM196 205H197V204H196ZM198 205H199V203H198ZM249 205H250V204H249ZM255 205H256V204H255ZM49 207H50V206H48V208H49ZM122 207H123V206H122ZM140 207H141V206H140ZM168 207H169V206H168ZM206 207H207V206H206ZM252 207H254V206H252ZM0 208H1V207H0ZM18 208H19V207H18ZM20 208H21V207H20ZM35 208H36V206H35ZM40 208H42V210H45L46 213H47V210H49V209H47V207H45V205H43V207L41 206ZM133 208H134V207H133ZM135 208L138 210V208H137L136 206H135ZM213 208H214V207H213ZM162 209H163V208H162ZM209 209H210V208H209ZM14 210H15V208H14ZM125 210H126V208H125ZM157 210H158V209H157ZM199 210H200V209H199ZM202 210H203V209H202ZM202 210H201V211H202ZM250 210H251V209H250ZM18 211H19V210H18ZM18 211H17V214H18ZM40 211H41V210H40ZM120 211H121V210H120ZM129 211H130V210H129ZM129 211L127 210V212H129ZM165 211H166V210H165ZM170 211H171V210H170ZM189 211H190V210H189ZM242 211H243V210H242ZM255 211H256V210H255ZM3 212H4V211H3ZM20 212H21V211H20ZM156 212H157V211H156ZM160 212H161V211H160ZM162 212H163V211H162ZM162 212H161V213H162ZM203 212H205V211H203ZM203 212H202V213H203ZM247 212H248V211H247ZM252 212H253V211H252ZM12 213H13V212H12ZM27 213H28V212H27ZM119 213H120V212H119ZM121 213H123V212L121 211ZM121 213H120V214H121ZM193 213H194V212H193ZM253 213H254V212H253ZM14 214H16V212H15ZM44 214H45V213H44ZM85 214H86V213H85ZM89 214H90V213H89ZM89 214H88V215H89ZM113 214H114V213H113ZM123 214H124V213H123ZM146 214H147V213H146ZM164 214H166V213H164ZM177 214H178V213H177ZM249 214H250V213H249ZM3 215H5V214H3ZM251 215H252V214H251ZM0 216H1V215H0ZM8 216H9V215H8ZM13 216H14V215H13ZM58 216H59V215H58ZM109 216H110V214H109ZM113 216H114V215H113ZM156 216H157V215H156ZM160 216H161V215H160ZM162 216H163V215H162ZM176 216H177V215H176ZM176 216H175V217H176ZM200 216H201V215H200ZM203 216H204V215H203ZM240 216H241V215H240ZM245 216H246V215H245ZM11 217H12V216H11ZM154 217H155V216H154ZM206 217H208V216H206ZM225 217H226V216H225ZM238 217H239V215H238ZM2 218H3V217H2ZM4 218H5V217H4ZM57 218H59V217H57ZM57 218H56V219H57ZM83 218H84V217H83ZM86 218H87V216H86ZM103 218H104V217H103ZM107 218H108V217H107ZM136 218H137V217H135V220H136ZM160 218H161V217H160ZM168 218H169V217H168ZM172 218H174V216H173ZM178 218H179V217H178ZM191 218L193 219L192 216H191ZM0 219H1V218H0ZM56 219H55V220H56ZM71 219H72V218H71ZM78 219H79V218H78ZM91 219H92V218H90V220H91ZM132 219H133V218H132ZM132 219L130 218L129 220L132 221ZM151 219H153V217H152ZM157 219H158V218H157ZM189 219H190V218H189ZM195 219H196V218H195ZM203 219H204V218H203ZM214 219H215V218H214ZM247 219H248V218H247ZM67 220H68V219H67ZM88 220H89V219H88ZM98 220H99V219H98ZM133 220H134V219H133ZM137 220L139 221V219H137ZM140 220H141V219H140ZM167 220H168V219H167ZM197 220H198V217H197ZM199 220H200V218H199ZM201 220H202V219H201ZM226 220H227V219H226ZM251 220H252V219H251ZM255 220H256V219H255ZM261 220H262V219H261ZM5 221H6V220H5ZM86 221H87V220H85V222H86ZM99 221H100V220H99ZM105 221H106V219H105ZM161 221H162V220H161ZM161 221H160V223H161ZM193 221H194V219H193ZM234 221H235V220H234ZM234 221H233V222H234ZM263 221H264V220H263ZM82 222H83V221H82ZM92 222H93V220H92ZM152 222H153V221H152ZM156 222H158V221H156ZM165 222H166V221H165ZM215 222H216V221H215ZM240 222H241V221H240ZM259 222H260V220H259ZM259 222H258V223H259ZM12 223H14V222H12ZM12 223H11V224H12ZM71 223H72V221H71ZM131 223H132V222H131ZM135 223H137V222H135ZM167 223H168V222H167ZM192 223H193V222H192ZM197 223H198V222H197ZM207 223H208V222H207ZM212 223H213V222H212ZM43 224H44V223H43ZM45 224H46V223H45ZM123 224H125V223H123ZM142 224H144V223H142ZM154 224H155V222H154ZM193 224H195V222H194ZM209 224H210V223H209ZM260 224H261V223H260ZM81 225H82V224H81ZM128 225H129V223H128L127 226H126L127 228L130 227V226H128ZM139 225H140V224H139ZM235 225H236V224H235ZM79 226H80V225H79ZM171 226H172V225H171ZM238 226H239V225H238ZM246 226H247V225H246ZM256 226H257V225H256ZM262 226H263V225H262ZM11 227H12V225H11ZM67 227H68V226H67ZM122 227H123V226H122ZM124 227H125V225H124ZM137 227H138V226H137ZM160 227H161V226H160ZM218 227H219V226H218ZM223 227H224V225H223ZM225 227H226V226H225ZM78 228H81V227H78ZM142 228H143V227H142ZM191 228H192V227H191ZM253 228H254V227H253ZM0 229H1V228H0ZM5 229H6V228H5ZM5 229H4V230H5ZM56 229H57V228H56ZM58 229H59V228H58ZM136 229H137V228H136ZM144 229H145V228H144ZM196 229H197V228H196ZM215 229H216V228H215ZM225 229H226V228H225ZM225 229H224V231H225ZM240 229H241V228H240ZM256 229H257V228H256ZM258 229H259V228H258ZM9 230H10V229H9ZM87 230H88V229H87ZM89 230H90V229H89ZM114 230H115V229H114ZM157 230H158V229H157ZM173 230H174V229H173ZM220 230H222V229H220ZM226 230H227V229H226ZM228 230H229V228H228ZM0 231H2V230H0ZM6 231H7V230H6ZM111 231H113V230H111ZM135 231H136V230H135ZM139 231H141V228H140ZM180 231H181V229H180ZM188 231H189V230H188ZM210 231H211V230H210ZM4 232H5V231H4ZM84 232H85V231H84ZM86 232H87V231H86ZM86 232H85V233H86ZM107 232H108V231H107ZM136 232H137V231H136ZM136 232H134V233L136 234ZM150 232H151V231H150ZM163 232H164V231H163ZM176 232H178V231H176ZM203 232H204V231H203ZM203 232H202V233H203ZM228 232H229V231H228ZM252 232H253V231H252ZM35 233H36V232H35ZM37 233H38V232H37ZM96 233H97V232H96ZM120 233H122V232H121V229H120ZM120 233H119V234H120ZM208 233H209V232H208ZM3 234H4V233H3ZM3 234H2V235H3ZM5 234H6V233H5ZM5 234H4V235H5ZM8 234H9V233H8ZM83 234H84V233H83ZM187 234H189V233H187ZM197 234H198V233H197ZM197 234H196V235H197ZM224 234H225V233H224ZM62 235H64V234H62ZM86 235H87V234H86ZM103 235H104V234H103ZM103 235H102V236H103ZM105 235H106V234H105ZM139 235H140V234H139ZM175 235H176V234H175ZM221 235H222V234H221ZM43 236H44V235H43ZM102 236H101V237H102ZM117 236H118V235H117ZM137 236H138V235H137ZM166 236H167V235H166ZM222 236H223L222 239H225V240H226V239H231L232 234H231V233H227V234L222 235ZM12 237H13V236H12ZM34 237H35V236H34ZM97 237H98V236H97ZM148 237H149V236H148ZM170 237H171V235L169 236V238H170ZM189 237H191V236H189ZM189 237H188V238H189ZM246 237H247V236H246ZM17 238H18V237H17ZM65 238H66V237H65ZM75 238H76V237H75ZM95 238H96V237H95ZM95 238H94V239H95ZM103 238H104V237H103ZM149 238H150V237H149ZM254 238H255V237H254ZM12 239H13V238H12ZM38 239H39V238H38ZM82 239H83V237H82L81 239L77 240V241H79L78 243H80L81 245H84V243H87V242H88L87 244H88V245H91V244H92L91 247L93 248L94 243H93V236H92V235H87V236L84 238V239L87 240V242H86L84 239H83V240H82ZM153 239H154V238H153ZM167 239H168V238H167ZM203 239H204V238H203ZM205 239H206V238H205ZM220 239H221V238H220ZM257 239H258V237H257ZM261 239H262V238H261ZM34 240H35V239H34ZM158 240H159V239H158ZM215 240H216V239H215ZM252 240H253V238H252ZM254 240L256 241V239H254ZM57 241H58V240H57ZM103 241H104V240H103ZM148 241H149V240H148ZM188 241H189V240H188ZM209 241H210V240H209ZM216 241H217V240H216ZM216 241H215V243H216ZM220 241H221V240H220ZM245 241H246V240H245ZM253 242H254V241H253ZM263 242H264V239H263ZM49 243H50V242H49ZM63 243H64V242H63ZM177 243H178V242H177ZM187 243H188V242H187ZM222 243H223V242H222ZM243 243H244V242H243ZM251 243H252V242H251ZM255 243H257V242H255ZM51 244H52V243H51ZM57 244H58V243H57ZM112 244H113V243H112ZM117 244H118V243H117ZM209 244H210V243H209ZM213 244H214V243H213ZM213 244H212V245H213ZM239 244H240V243H239ZM15 245H16V244H15ZM76 245H77V244H76ZM85 245H86V244H85ZM105 245H106V244H105ZM153 245H154V244H153ZM155 245H156V244H155ZM207 245H208V244H207ZM218 245H219V244H218ZM233 245H234V244H233ZM244 245H245V244H244ZM256 245H257V244H256ZM258 245H259V244H258ZM260 245H261V244H260ZM3 246H5V245H3ZM103 246H104V245H103ZM118 246H119V245H118ZM120 246H121V245H120ZM175 246H176V245H175ZM192 246H193V245H192ZM225 246H226V245H225ZM239 246H241V244H240ZM246 246H247V245H246ZM18 247H19V246H18ZM79 247H80V246H79ZM84 247H85V246H84ZM84 247H83V249H84ZM87 247H88V246H87ZM89 247H90V246H89ZM89 247H88V248H89ZM116 247H117V246H116ZM122 247H123V246H122ZM130 247H131V246H130ZM188 247H189V246H188ZM206 247H207V246H206ZM210 247H211V246H210ZM59 248H60V247H59ZM77 248H78V246H77ZM95 248H96V247H95ZM103 248H104V247H103ZM103 248H101V249H103ZM106 248H107V247H106ZM113 248H115V247H113ZM157 248H158V247H157ZM165 248H167V247H165ZM171 248H172V247H171ZM175 248H176V247H175ZM175 248H174V249H175ZM204 248H205V247H204ZM260 248H261V247H260ZM37 249H38V248H37ZM60 249H61V248H60ZM90 249H91V248H90ZM104 249H105V248H104ZM107 249H108V248H107ZM107 249H106V251H107ZM129 249H130V248H129ZM152 249H154V248H152ZM158 249H159V248H158ZM158 249H157V250H158ZM167 249H168V248H167ZM189 249H190V251L187 252V253H190V255L188 254L189 257H190V258H193V257L196 258V255H195V251H196V250L193 249V248H190V247H189ZM189 249H188V250H189ZM258 249H259V248H258ZM263 249H264V248H263ZM87 250H88V249H87ZM123 250H124V249H123ZM175 250H176V249H175ZM194 250H195V251H194ZM206 250H207V249H206ZM208 250H209V249H208ZM215 250H216V247H215ZM219 250H220V249H219ZM261 250H262V249H261ZM49 251H50V250H49ZM75 251H76V250H75ZM96 251H97V250H96ZM129 251H130V250H129ZM149 251H150V250H149ZM203 251H204V249H203ZM213 251H214V249H213ZM244 251H245V250H244ZM37 252H38V251H37ZM41 252H42V251H41ZM51 252H52V251H51ZM69 252H70V251H69ZM73 252H74V251H73ZM73 252H72V255H73ZM86 252H87V251H86ZM88 252H89V250H88ZM90 252H91V250H90ZM90 252H89V253H90ZM107 252H108V251H107ZM143 252H144V251H143ZM154 252H155V251H154ZM162 252H163V251H162ZM258 252H259V251H258ZM29 253H30V251H29ZM53 253H54V252H53ZM56 253H57V252H56ZM77 253H78V252H77ZM92 253H93V252H92ZM96 253L98 254V252H96ZM150 253H151V252H150ZM156 253H157V252H156ZM158 253H159V252H158ZM158 253H157V254H158ZM206 253H208V252H206ZM220 253L223 254V253H224L223 250H222V251L220 250L219 255H220ZM239 253H240V252H239ZM256 253H257V252H256ZM69 254H71V253H69ZM157 254H156V255H157ZM165 254H166V252H165ZM165 254H163L162 257H166ZM213 254H214V253H213ZM240 254H241V253H240ZM51 255H52V254H51ZM54 255H55V254H54ZM77 255H78V254H77ZM102 255H103V254H102ZM102 255H101V257H103ZM130 255H131V254H130ZM208 255H209V254H208ZM257 255H258V254H257ZM262 255H263V254H262ZM42 256H43V255H42ZM74 256H76V255H74ZM99 256H100V255H99ZM115 256H116V254H115ZM124 256H125V255H124ZM134 256H135V255H134ZM157 256H158V255H157ZM159 256H160V255H159ZM216 256H218V255H216ZM241 256H242V255H241ZM92 257H93V256H92ZM108 257H109V256H108ZM132 257H133V256H132ZM147 257H148V256H147ZM211 257H212V256H211ZM62 258H63V257H62ZM62 258H61V259H62ZM90 258H91V257H90ZM96 258H97V257H96ZM104 258H105V256H104ZM104 258H103V259H104ZM140 258H141V257H140ZM187 258H188V257H187ZM194 258H193V259H194ZM208 258H209V257H208ZM218 258H219V257H218ZM72 259H73V258H72ZM74 259H75V258H74ZM94 259H95V258H94ZM98 259H99V257H98ZM98 259L96 260V262L98 261L99 263H101ZM106 259H107V258H106ZM112 259H114V258H112ZM112 259H111V260H112ZM132 259H133V258H132ZM135 259H136V258H135ZM239 259H240V258H239ZM255 259H256V258H255ZM258 259H259V258H258ZM41 260H42V259H41ZM82 260H83V259H82ZM87 260H88V259H87ZM140 260H141V259H140ZM153 260H154V259H153ZM182 260H183V259H182ZM214 260H215V259H214ZM231 260H233V259H231ZM231 260H230V261H231ZM22 261H23V259H22ZM39 261H40V255H38L37 253H36V254L32 253V254L26 259L25 264H38ZM59 261H61V260H59ZM69 261H70V260H69ZM83 261H84V260H83ZM101 261H103V260L101 259ZM105 261H106V260H105ZM133 261H134V260H133ZM148 261H149V260H148ZM151 261H152V260H151ZM151 261H150V262H151ZM160 261H161V260H160ZM189 261H191V260H189ZM223 261H224V259H223ZM253 261H254V260H253ZM43 262H44V261L40 262V264H44ZM73 262H74V261H73ZM75 262H76V261H75ZM140 262H141V261H140ZM140 262H139V263H140ZM199 262H200V261H199ZM80 263H82V262H80ZM83 263H84V262H83ZM86 263H87V261H86ZM137 263H138V262H137ZM145 263H146V262H145ZM182 263H183V262H182ZM214 263H216V262H214ZM254 263H255V262H254ZM257 263H258V262H257ZM19 264H20V262H19ZM66 264H67V263H66ZM84 264H85V263H84ZM93 264H94V263H93ZM104 264H105V263H104ZM172 264H173V263H172ZM183 264H184V263H183ZM186 264H187V263H186ZM194 264H195V263H194ZM219 264H220V263H219ZM225 264H226V263H225ZM228 264H229V263H228Z\"/></svg>",
    "mask_w": 264,
    "mask_h": 264
}]
</instances>
